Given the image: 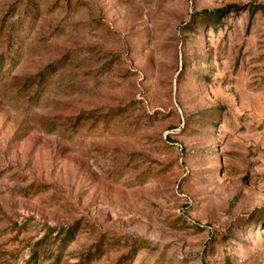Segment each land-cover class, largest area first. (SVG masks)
Segmentation results:
<instances>
[{"label":"rangeland","instance_id":"rangeland-1","mask_svg":"<svg viewBox=\"0 0 264 264\" xmlns=\"http://www.w3.org/2000/svg\"><path fill=\"white\" fill-rule=\"evenodd\" d=\"M0 264H264V0H0Z\"/></svg>","mask_w":264,"mask_h":264}]
</instances>
